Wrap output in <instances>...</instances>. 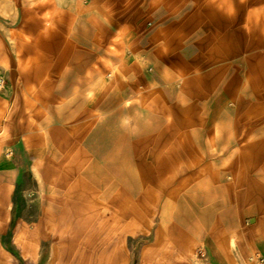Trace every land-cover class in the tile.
I'll use <instances>...</instances> for the list:
<instances>
[{"label":"rangeland","instance_id":"rangeland-1","mask_svg":"<svg viewBox=\"0 0 264 264\" xmlns=\"http://www.w3.org/2000/svg\"><path fill=\"white\" fill-rule=\"evenodd\" d=\"M236 149L264 173V0H0V264H168L146 251L168 187L226 183Z\"/></svg>","mask_w":264,"mask_h":264},{"label":"crops","instance_id":"crops-1","mask_svg":"<svg viewBox=\"0 0 264 264\" xmlns=\"http://www.w3.org/2000/svg\"><path fill=\"white\" fill-rule=\"evenodd\" d=\"M93 113L88 111L89 122L84 127L88 131L94 128V123L90 121ZM93 132L96 134V130ZM93 141L96 140L90 141L91 144H95ZM246 142L247 140H243L242 145ZM202 156V151L199 149L195 151L196 161ZM230 157L232 170L226 183L222 181L216 183V180H213V173L210 176L208 170L200 169L194 171L193 176L190 177L194 179L183 180L168 187L172 195L169 194L164 202L161 221L154 240L146 249L147 252L153 251L155 257L168 259V264H178L182 258H188L196 248L208 256L211 264H252L249 263V259L254 256L264 258V197L256 201L257 203L251 202L252 194L259 193L264 196V175H261L264 173L258 170V175H251L244 164L241 167L240 162H245L247 154L240 149L233 150ZM179 166L175 164L172 167L170 176L168 175L160 185L162 188L166 187L170 179L179 172ZM86 179L92 180L91 182L94 180L90 175ZM63 182L60 185L67 184ZM76 187L78 188L77 182L68 184L66 195L77 196ZM184 191L187 195L183 197ZM193 191L196 194L208 192L216 194V198L212 199L214 203H208L209 198L202 195L191 197ZM115 193L119 195L118 191ZM105 196L103 195L102 200ZM2 200L0 203H3ZM123 201L132 202L126 197ZM177 201H186L188 207L181 211L175 210ZM67 204L69 202L60 207H51L52 211L45 213L44 220L47 224H50L51 220L54 222L52 230L54 229L58 236L67 234V239L60 241L56 247V258L61 248L71 250L74 247L75 239L82 229L79 225H75L79 226L76 228L72 226ZM160 232L161 243L156 246Z\"/></svg>","mask_w":264,"mask_h":264},{"label":"built area","instance_id":"built-area-1","mask_svg":"<svg viewBox=\"0 0 264 264\" xmlns=\"http://www.w3.org/2000/svg\"><path fill=\"white\" fill-rule=\"evenodd\" d=\"M198 254L200 255V257L204 258L205 257V254L201 251H198ZM260 262H264V259H259Z\"/></svg>","mask_w":264,"mask_h":264},{"label":"bare ground","instance_id":"bare-ground-1","mask_svg":"<svg viewBox=\"0 0 264 264\" xmlns=\"http://www.w3.org/2000/svg\"><path fill=\"white\" fill-rule=\"evenodd\" d=\"M158 236H159V238L161 237V232L159 233V235H158ZM159 238L157 239V241L159 240Z\"/></svg>","mask_w":264,"mask_h":264}]
</instances>
